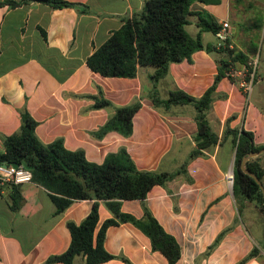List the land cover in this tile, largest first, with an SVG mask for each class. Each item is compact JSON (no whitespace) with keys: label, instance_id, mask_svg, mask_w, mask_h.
Returning <instances> with one entry per match:
<instances>
[{"label":"crops","instance_id":"1","mask_svg":"<svg viewBox=\"0 0 264 264\" xmlns=\"http://www.w3.org/2000/svg\"><path fill=\"white\" fill-rule=\"evenodd\" d=\"M67 1L88 9L53 8L34 1L16 7L0 5V151L3 137L19 130L20 110L25 106L37 121L35 134L43 143L61 138L66 149H82L94 163L125 147L139 170L181 169L164 185H154L143 201L121 200L120 210L141 218L145 205L178 242L180 256L175 264H238L252 250L256 253L242 264H264V214L234 192L236 146L227 132V128L244 129L252 133L254 144L264 146V0L193 5V10L208 12L218 24L228 23L231 49L242 51L247 61L233 64L241 75L223 76L217 82L207 119L218 141L190 159L197 132L195 108L189 103L155 107L150 79L154 67H139L135 77H106L86 63L93 49L121 26L124 17L140 10L145 0ZM197 19L190 15L185 26L194 27L187 31L192 37L199 32ZM205 32L210 31L200 32L202 43L215 46V34L211 32L216 40L209 41ZM226 57L225 52L201 49L190 60L170 63L156 83L158 96L167 98L175 89L201 96L214 81L217 61ZM243 81L250 84L249 90ZM99 89L114 105L140 98L129 136L115 130L96 134L113 113L111 108L93 107L92 96ZM263 153L257 156L264 163ZM10 192L7 186L0 198V264H43L49 256L65 251L71 240L67 222L79 224L94 203V199L74 200L56 213L49 192L30 181L19 184L21 200L13 209ZM109 218L115 216L99 200L95 230ZM104 248L115 257L99 264H127L120 256L131 264H168L160 251L152 249L149 237L130 222L108 226ZM84 259L76 255L73 264H83Z\"/></svg>","mask_w":264,"mask_h":264},{"label":"trees","instance_id":"2","mask_svg":"<svg viewBox=\"0 0 264 264\" xmlns=\"http://www.w3.org/2000/svg\"><path fill=\"white\" fill-rule=\"evenodd\" d=\"M31 1L44 3L53 8L73 6L80 11L88 9L87 5L67 0H1L0 5L16 7ZM219 1L145 0L140 10L124 17L121 26L111 31L107 39L95 47L86 58L87 66L92 71L106 77H135L139 67H154L150 79L153 83L151 100L155 107L167 109L175 104H192L195 108L197 132L193 137L195 147L190 151L188 159L203 154L204 150L217 143L218 136L211 130L207 119L216 84L225 75L230 63L247 61V56L242 51L204 45L201 41V31L215 34L221 24L204 10H193V5L196 2L209 4ZM192 14L198 17L196 25L199 32L195 37H192L185 28ZM41 32L45 37V31L41 29ZM201 49L227 54L226 58L217 61V73L213 83L199 97L175 89L169 92L167 98H160L155 88L156 83L167 73L169 64L184 59L190 60L191 54ZM253 52H256V46L253 47ZM92 98L94 108L113 109L112 115L96 131L98 136L109 130H115L123 136L132 133V118L141 106L140 98L134 99L127 105H114L103 97L100 89L99 94ZM20 115L19 130L3 137L4 150L0 151V164H22L29 169L32 174L31 181L43 186L49 192L56 213L62 212L74 200L94 199L91 210L79 224L67 222L71 236L67 249L49 256L43 264L53 262L73 264L76 255L85 257L83 264H99L114 258L115 256L104 248V237L107 227L117 225L119 222H130L138 227L149 237L153 250L160 251L166 257L168 264L176 263L180 256L178 242L162 228L148 208L143 205L142 217L136 218L122 212L120 203L125 199L143 201L154 185H164L181 169L176 172L139 170L125 147L108 153L102 163L91 162L87 160L82 149H66L61 138H56L50 143L41 142L35 134L37 121L25 106L21 108ZM227 132L233 135L236 146L234 192L252 201L264 214V195L259 184L240 167L244 156L259 151L264 146L254 144L252 133L244 129L227 128ZM245 167L261 181L264 187V163L261 158L259 156L250 158L246 161ZM8 187L11 190V206L17 209L21 200L19 184H10ZM99 200L105 202L115 218L106 219L96 231ZM255 253L256 250H252L247 258ZM120 258L131 264L127 258L123 256ZM247 258L238 264H242Z\"/></svg>","mask_w":264,"mask_h":264},{"label":"built area","instance_id":"3","mask_svg":"<svg viewBox=\"0 0 264 264\" xmlns=\"http://www.w3.org/2000/svg\"><path fill=\"white\" fill-rule=\"evenodd\" d=\"M215 36L217 38V43L216 46L219 47H228L231 48V44L229 43V32H228V23L223 21L221 22V27L220 29L215 33ZM252 65V69L253 71L255 70L256 67V61H253L251 63ZM242 72L235 69L233 64L230 63L228 65V69L225 72V77L228 78H234L236 76L241 75ZM242 86L245 87L246 90L250 89V84L247 82H242ZM16 169V171H11V169ZM17 172H21L24 174H29L31 178L28 181H24L21 183H25V182H30L32 179V174L31 171L29 169H27L25 166H23L22 164H17L16 166L12 165V164H6V163H1L0 164V198L2 197L4 190L7 186H9L10 184H21V183H17ZM229 180H232V176H229L228 178Z\"/></svg>","mask_w":264,"mask_h":264},{"label":"water","instance_id":"4","mask_svg":"<svg viewBox=\"0 0 264 264\" xmlns=\"http://www.w3.org/2000/svg\"><path fill=\"white\" fill-rule=\"evenodd\" d=\"M264 152V148H262L261 150H259V151H255V152H250V153H248L246 156H244L243 158H242V161H241V164H240V167H241V169H242V171L244 172V173H246V174H248V175H250L258 184H259V186H260V188H261V190H262V192H263V195H264V187H263V185H262V183H261V181L251 172V171H249L246 167H245V163H246V161L247 160H249L250 158H252V157H255V156H257V155H259V154H261V153H263ZM12 165H14V166H16L17 164L16 163H12Z\"/></svg>","mask_w":264,"mask_h":264},{"label":"clouds","instance_id":"5","mask_svg":"<svg viewBox=\"0 0 264 264\" xmlns=\"http://www.w3.org/2000/svg\"><path fill=\"white\" fill-rule=\"evenodd\" d=\"M11 171H16V169H11ZM31 178L30 173L29 174H24L21 172H17V183H21L24 181H28Z\"/></svg>","mask_w":264,"mask_h":264},{"label":"rangeland","instance_id":"6","mask_svg":"<svg viewBox=\"0 0 264 264\" xmlns=\"http://www.w3.org/2000/svg\"><path fill=\"white\" fill-rule=\"evenodd\" d=\"M193 28H194L193 26H187L186 27L188 32H191ZM204 34H205V38H208L209 41H215L216 40V38L214 37V35L211 32H205ZM256 39H258V38H256ZM252 55H254V52L252 53ZM256 59H258V56L256 57Z\"/></svg>","mask_w":264,"mask_h":264}]
</instances>
